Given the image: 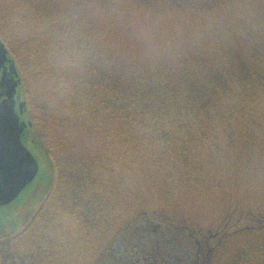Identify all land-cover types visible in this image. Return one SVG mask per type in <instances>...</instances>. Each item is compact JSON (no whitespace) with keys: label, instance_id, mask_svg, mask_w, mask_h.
Segmentation results:
<instances>
[{"label":"rangeland","instance_id":"374dc122","mask_svg":"<svg viewBox=\"0 0 264 264\" xmlns=\"http://www.w3.org/2000/svg\"><path fill=\"white\" fill-rule=\"evenodd\" d=\"M211 1L0 0V41L10 42L6 48L21 80V101L27 104L23 120L33 126L27 131L28 149L37 163L33 179L17 198L0 206V264H37L17 239L39 213L55 183L46 147L53 156H76L73 144L87 148L86 140L92 141L90 128L68 119L72 106L66 91L75 88V77L97 73L108 63L114 67L121 61L145 64L151 57L161 56L166 40L182 43L203 35L213 38L221 32L223 9ZM259 3L262 0L232 1L246 17H254ZM67 29L70 38H77L80 50ZM243 48L248 49L245 44ZM262 126L264 129V122ZM254 134L252 131L250 138L247 135L241 140L239 150L224 146L221 152L206 154L204 175L197 187L184 182L171 188L165 184L168 173L156 167L137 184V201L119 195L122 197L106 204L121 205L128 212H140L144 206L153 215L160 214L161 229L170 226L165 232H152L144 238L115 232L131 216L126 214L110 224L97 217L92 232L72 228L68 238L88 256L87 264H196L192 233L218 232L224 244L212 264H246L243 260L234 263L243 255L251 257L249 264H264V135L256 142L261 146L251 152L247 142ZM135 219L140 227L149 224V219L146 223L142 217ZM207 240L209 244L211 238ZM113 242L116 245L111 251L116 255L108 257Z\"/></svg>","mask_w":264,"mask_h":264},{"label":"trees","instance_id":"16d2710c","mask_svg":"<svg viewBox=\"0 0 264 264\" xmlns=\"http://www.w3.org/2000/svg\"><path fill=\"white\" fill-rule=\"evenodd\" d=\"M212 1L223 9L221 32L213 38L203 35L182 43L166 40L161 56L151 57L145 64L121 61L114 67L108 63L97 73L75 77V88L66 91L72 106L68 119L94 134L92 141L86 140L87 148L73 144L79 156H53L46 147L55 183L39 213L17 239L37 264H87L88 256L68 236L72 228L92 232L97 217L110 224L114 218L130 214L118 224L117 233L147 237L165 232L170 226L161 229L160 214L153 215L144 206L140 212H128L121 205L106 204L122 196L137 201V184L156 167L168 173L165 184L171 188L184 182L197 187L204 175L205 155L221 152L224 146L239 150L241 140L252 131L249 150L255 152L261 146L256 142L264 135V1L254 17L236 10L235 0ZM69 38L65 35V41ZM70 40L80 50L77 38ZM5 41L1 40L9 48V40ZM31 128L30 122L27 130ZM25 136L29 143L28 134ZM139 217L145 223L149 219V224L140 227L135 219ZM181 230L185 232L187 227ZM191 239L197 247L193 251L196 264L216 262L218 248L224 244L221 233L195 230ZM115 245L111 244L108 257H115L111 251ZM250 259L243 255L234 263L243 260L249 264Z\"/></svg>","mask_w":264,"mask_h":264},{"label":"water","instance_id":"95a60500","mask_svg":"<svg viewBox=\"0 0 264 264\" xmlns=\"http://www.w3.org/2000/svg\"><path fill=\"white\" fill-rule=\"evenodd\" d=\"M10 64L9 77H18L14 64L7 57V50L0 42V70ZM4 76V75H3ZM0 78V87H1ZM18 86V82H15ZM12 97L2 100L0 95V206L14 201L24 187L33 179L37 163L32 154L22 145L23 128L15 111Z\"/></svg>","mask_w":264,"mask_h":264},{"label":"flooded vegetation","instance_id":"af4514ba","mask_svg":"<svg viewBox=\"0 0 264 264\" xmlns=\"http://www.w3.org/2000/svg\"><path fill=\"white\" fill-rule=\"evenodd\" d=\"M6 70L1 71V87H0V93L3 96L2 100L12 97V99L15 101V111L17 114L20 113L21 110V96H19V85L16 86L15 82H17V78L14 76V81L11 80L9 77L10 66L6 64ZM4 75V76H3ZM19 83V82H18ZM25 110V109H24ZM19 123L21 124V120L19 119ZM25 143V142H24ZM26 144V143H25Z\"/></svg>","mask_w":264,"mask_h":264}]
</instances>
